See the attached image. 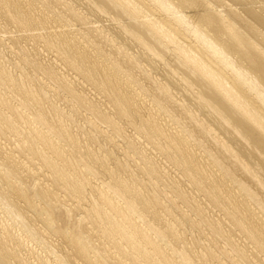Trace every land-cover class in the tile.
<instances>
[{
  "label": "bare ground",
  "instance_id": "bare-ground-1",
  "mask_svg": "<svg viewBox=\"0 0 264 264\" xmlns=\"http://www.w3.org/2000/svg\"><path fill=\"white\" fill-rule=\"evenodd\" d=\"M0 264H264V0H0Z\"/></svg>",
  "mask_w": 264,
  "mask_h": 264
},
{
  "label": "rangeland",
  "instance_id": "rangeland-1",
  "mask_svg": "<svg viewBox=\"0 0 264 264\" xmlns=\"http://www.w3.org/2000/svg\"><path fill=\"white\" fill-rule=\"evenodd\" d=\"M76 4V6H77V8H81L80 6H81V4H79V3H75ZM85 10V11H84ZM80 11H82L83 12V14H87L88 16H89V18H92V20H95V19H98V18H96L95 16H93V17H91L90 15V12H88V10H86V9H84V8H81L80 9ZM103 21H102V24L100 23L101 22V19H99L98 21H100V22H98V24L99 25H104V26H106V25H108V22L105 20L104 21V19H102ZM107 23V24H106ZM117 40H118V38H117ZM118 41H121L120 39L118 40ZM79 118L80 117H76V121H78V123H76V125H77V128H76V126H74L76 129H78V124L80 125V123H81V125H83L82 126V128H84V129H86L87 127L85 126L86 125V123H82V122H84L81 118H80V120H79ZM80 121V122H79ZM82 121V122H81ZM85 124V125H84ZM84 139V138H83ZM101 140V139H100ZM132 168V167H131Z\"/></svg>",
  "mask_w": 264,
  "mask_h": 264
}]
</instances>
